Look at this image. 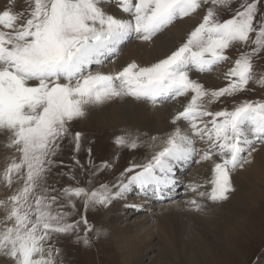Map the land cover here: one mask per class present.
<instances>
[{
    "label": "snow or ice",
    "instance_id": "obj_1",
    "mask_svg": "<svg viewBox=\"0 0 264 264\" xmlns=\"http://www.w3.org/2000/svg\"><path fill=\"white\" fill-rule=\"evenodd\" d=\"M25 2L20 11H14V4L0 10V133L14 153L0 171V184L12 189L0 200V257L9 264H64L60 238L72 237L90 247L92 236L99 239L103 231L88 221L87 211L107 208L133 190L160 199L181 185L194 193L185 201L194 212L203 211L204 199L222 203L230 198L235 191L232 175L254 163L256 146L264 145V101L243 100L231 110L211 111L210 106L244 92L250 83L264 87V73L257 76L253 64L264 51L260 0ZM205 5L202 21L166 57L146 66L133 61L115 72L92 70L117 57L127 42L151 41ZM113 6L120 17L109 11ZM221 9L231 10V18L221 19ZM234 45L248 50L223 73L224 87L206 89L190 77L193 71L206 74L229 62L226 53ZM189 94L164 136H148L138 129L116 135L117 149L151 150L157 141L163 146L143 162L130 163L115 183L95 186L94 178L111 165H97L91 148L86 149L87 167L81 164L83 136L72 131L74 121L116 99L156 107ZM65 141L71 145L70 165L59 159ZM205 162L212 164L211 178L202 184H184L177 175L193 163ZM56 167H66L68 171L58 175L73 183L59 189L50 184ZM77 168L87 173L84 185L77 179ZM207 185L210 190H201ZM77 201L85 214H80Z\"/></svg>",
    "mask_w": 264,
    "mask_h": 264
},
{
    "label": "bare ground",
    "instance_id": "obj_2",
    "mask_svg": "<svg viewBox=\"0 0 264 264\" xmlns=\"http://www.w3.org/2000/svg\"><path fill=\"white\" fill-rule=\"evenodd\" d=\"M12 1L15 3V1L19 0H0V10H4L7 6L13 4ZM109 11L117 17L122 15L114 6L110 7ZM198 19V14L195 13L190 17L178 19V21L174 22L163 32L153 37L151 41L142 42L133 40L134 42L128 43V46L122 50L121 55L114 60L112 59L113 61L109 62V64L106 62L107 64L100 67L101 69L98 71L104 73L115 72L133 61L142 66L157 62L167 56V52L173 47L176 39L181 37L188 27L194 21H198ZM226 70L227 65H219L211 73L214 78H220L223 77V73ZM190 75L192 76L191 73ZM182 99L185 103L188 102L186 96L182 97ZM178 101L179 99L176 103ZM176 103H164L152 107L147 103L138 102L130 98L116 99L101 107L90 109L87 116H90L93 120H97L101 128H110L111 130L117 127L120 128V125L129 124L131 130H139L140 126H145L152 130L155 136L162 137L173 127L170 123L172 115L177 111L183 110L184 105L181 106ZM181 126L184 125L182 124ZM5 140V135L0 133V171L5 168L9 162V158L14 154L12 149L6 147ZM162 146V143L157 141L153 149L149 150L146 148L148 151L145 158L150 157L152 151L160 150ZM256 147L257 150L253 154L254 163L246 166L243 170H237L232 175L235 191L231 194L230 198L222 203L202 201L204 206L209 205L207 209L210 212L216 207H221V212L218 213L219 216L211 215L212 220H200V217H194L196 214L193 215L182 210L184 206L173 201L167 206H162V203H154L155 206L152 205V208L156 210L148 212V215H144L143 221L135 219L133 224L125 223L123 226H120L119 223L124 222L123 219H125L126 212L129 215H137L136 213L139 210L148 209L150 207L148 203L153 202L151 201L153 196L145 197L133 190L126 194L124 198L113 201L106 208L108 211L107 219L111 238L118 251L121 263L143 264L142 260L144 256L151 249L156 250L153 259L157 258L158 264H162L159 257L167 256L168 258L172 257L171 264H189L188 256L190 255H188V251L193 256H197L202 250L208 251L213 255L222 253V247L230 243L235 228L243 226L246 209L254 206L256 199L264 193V145L258 144ZM211 168V162L194 164L190 170L188 181L184 180L183 183L197 182L202 184L205 180L211 178ZM13 188H15V184ZM183 190L185 191L184 187L182 192H184ZM201 190H210V185L205 186ZM11 194L12 189L0 184V200L6 199ZM166 195L167 197L173 195L172 191ZM191 195V193L189 194V192L185 191L184 199L190 198ZM128 205H138L139 207H130ZM3 215V211L0 210V218ZM224 216L228 222L223 220L225 223H222L221 221ZM228 224L231 227L227 226ZM196 225L200 227H196ZM189 227H193L194 231L196 230V234H190L191 237H188ZM197 236L202 238L200 242ZM202 242L204 243L202 244ZM0 264H9V262L6 258L0 257Z\"/></svg>",
    "mask_w": 264,
    "mask_h": 264
},
{
    "label": "rangeland",
    "instance_id": "obj_3",
    "mask_svg": "<svg viewBox=\"0 0 264 264\" xmlns=\"http://www.w3.org/2000/svg\"><path fill=\"white\" fill-rule=\"evenodd\" d=\"M238 2L239 0H237V3ZM13 4L15 5L14 11H20L21 9L26 8L25 0L15 1V3ZM207 7L208 6L205 5L204 8L198 10V12L196 13L198 14L199 17L198 21L196 22L194 21L191 24V26L188 27L186 32L181 37L176 39V41L173 44V47L167 52V55H169L171 51L179 47L186 40L187 35L202 21V18L205 14V9ZM235 7H236V3H233L231 5V9L234 10ZM258 8L262 12H264V0H260L258 4ZM220 12H221V19H229L233 14V12L229 9H221ZM258 18L259 17H257V19ZM131 42L134 41L132 40L130 42H127L125 45L121 47L119 55H121L122 50L128 46V43L131 44ZM247 50L248 48H241L240 45H234L229 50H227L226 53L230 57V61L225 62L224 64L221 65H227V69H228L229 67H231V61H234L242 51H247ZM115 58H110L106 62H108L109 64V62H112ZM106 62L105 64H107ZM253 64L257 76L264 73V51L258 54V56L253 60ZM100 69L101 68L97 66H93L92 68L93 71H98ZM194 73L195 71L191 72L192 76L190 75V77L203 84L206 89L215 90L224 87L226 85V81L224 80L223 77L214 78L211 72L206 74H200L197 72L195 74ZM196 76L197 77L199 76L200 78L199 77L197 78ZM181 99L182 97L179 98L180 102L178 101L177 103L176 101H170L167 103H174V104L176 103L177 105L183 106L186 103L183 99L182 100ZM189 99H190V94L186 95V100ZM243 100L264 101V87L257 86L255 83H250L247 86V90L232 97L221 98V101L210 106V110L211 111H219L222 109L231 110L234 104L239 103ZM129 126H130L129 124L120 125L121 130L119 127L111 130L110 128H101L98 125L97 120H93L92 118H90V116H86L83 119L73 122L72 131L80 132L83 136V147L85 150H82L79 153V157H78L81 164L87 167L88 154L86 149L91 148V157L97 165L100 164L102 161H107L111 165L110 168L100 172L94 178L95 186L98 187L99 184L101 183H105V184L115 183L116 178L119 176L121 172L124 171L125 168L129 167L130 163L143 162L146 153L148 151V149H146L147 147H141L135 151H129L127 149H117V147L113 143L114 137L120 134L122 130L130 129ZM148 129L149 128H146L145 126L139 127L140 132L147 133L148 136L155 135L152 130L150 129L148 130ZM148 136L143 137V139L147 140ZM64 143L66 147L62 152L61 156L59 157V159L63 161L64 165H70L73 163L71 145H69L67 141H65ZM194 164L195 163H193L190 168H188L183 172H179V171H178L179 173L177 172V175L181 179L183 178L182 181L184 180L188 181L187 179L190 177L189 174L190 170L193 168ZM67 171L68 169L66 167L54 168L49 178V183L53 184L58 189L64 187L67 184L73 183V181H70L66 175H58V173H63ZM76 176L77 179L80 181L81 185H84L88 182L87 173L82 175L80 173L79 168L76 169ZM182 189L183 186L178 185L176 189L172 191L173 195L168 196L167 198L157 199L155 197H152L151 201L153 202L148 203V206L150 205L148 209L145 208L139 210L136 213L137 215H129L128 212H126L125 219H123L124 222L123 221L120 222L119 225L123 226L125 223L133 224V221L135 219L139 221H143L144 215H148V212L150 213L151 211L156 210L152 208L153 206H155L156 203L158 204L162 203L163 204L162 206H167L174 201L184 206L182 210L193 215L196 214V216L194 217H200V220L204 219V221L212 220L211 219L212 216H217L218 213L221 212V207H216L215 209L212 210V212H210L207 209L209 208L208 204L204 206L203 211L200 212H194L188 210L189 208L186 210V208L188 207L185 204V201L187 199L186 198L184 199V193L186 190L185 191L183 190L184 192H182ZM190 193L191 192H189V194ZM191 194L192 197L194 193ZM202 201L211 202L207 199H204ZM77 208L80 214H85L84 209L79 201H77ZM214 211L216 212L214 213ZM107 214L108 211L104 207H96L87 211L86 216L88 221L103 231V235L99 239L95 238L94 235L92 236V244L90 247L87 248L83 247L81 244L76 243L72 237L60 238L58 246L63 250L64 264H122L118 251L116 250L115 244L111 238ZM223 220H225V216L222 218L221 222L222 223L223 222L225 223V221L228 222V220L225 221ZM227 226H230V224H228ZM196 227H200V226L196 225ZM189 228L190 229H189L188 237H191L190 234L193 235L196 234L195 232L196 230L194 231L192 229L193 227H189ZM197 239L200 242L202 238L200 236L199 237L197 236ZM203 243L204 242H202V244ZM155 251H156L155 249H151L150 252L146 256H144L142 263L158 264L159 263L158 259L157 258L153 259V257H155ZM188 252H189L188 255H190L188 256L189 264H264V193L263 195H261L256 199V203L254 206H250L246 209V217L243 226L235 228L230 243L222 247V253L213 255L208 251L202 250V252H199L197 256H193L190 251ZM151 259L153 260L151 261ZM159 259L162 262V264H171L172 261V257L168 258V256L159 257Z\"/></svg>",
    "mask_w": 264,
    "mask_h": 264
}]
</instances>
